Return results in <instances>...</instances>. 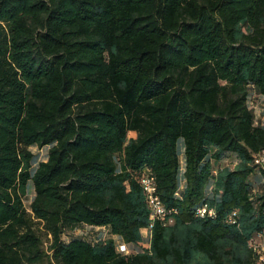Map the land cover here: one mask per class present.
Returning a JSON list of instances; mask_svg holds the SVG:
<instances>
[{
	"label": "trees",
	"instance_id": "trees-1",
	"mask_svg": "<svg viewBox=\"0 0 264 264\" xmlns=\"http://www.w3.org/2000/svg\"><path fill=\"white\" fill-rule=\"evenodd\" d=\"M251 91L264 0H0V264H264ZM145 172L171 224L151 219ZM79 225L108 236L65 241Z\"/></svg>",
	"mask_w": 264,
	"mask_h": 264
},
{
	"label": "rangeland",
	"instance_id": "rangeland-1",
	"mask_svg": "<svg viewBox=\"0 0 264 264\" xmlns=\"http://www.w3.org/2000/svg\"><path fill=\"white\" fill-rule=\"evenodd\" d=\"M247 104L254 112L255 122L264 124V97L258 95L254 91H251L250 96L248 97ZM30 149H31L32 153L35 155L37 161L46 160L47 151L49 149L48 146H45L43 148L31 147ZM182 158H183V154H182V157H180V159H181V161H180V165H181L180 175L183 172V159ZM236 162H237V159L233 155H230L228 158H226L221 163H219L218 166L219 167L233 168ZM249 180L251 183H253L255 191L260 189L259 187L262 184L263 180H262V178L258 172L251 175ZM183 184H184V180L181 177L180 186H182ZM209 187H210V184L207 185V188H206L207 193H210ZM33 196H34L33 185H32V182H30L29 187H28L27 196L24 199V205L27 209L29 208V204L32 201ZM39 235L41 236V238L43 239V242H44L43 248L46 249L49 245V240L46 237L45 231L41 230L39 232ZM142 235L145 239L143 247H147L148 246V243H147L148 234H146L145 230H143ZM107 236H108V232L105 229L93 228V227H90L87 225H79V226L75 227L74 229H66L62 237L65 241L69 240L72 237H78V238H82V239H85V240L90 241V242H95V241H97L99 239H103ZM115 239H116V243H121V240L118 237H115ZM255 243L257 245H259L260 249H261V247L264 249V238L263 237H261V238L258 237L257 239H255ZM136 250H139V249H136ZM130 252H131V250H130Z\"/></svg>",
	"mask_w": 264,
	"mask_h": 264
},
{
	"label": "built area",
	"instance_id": "built-area-1",
	"mask_svg": "<svg viewBox=\"0 0 264 264\" xmlns=\"http://www.w3.org/2000/svg\"><path fill=\"white\" fill-rule=\"evenodd\" d=\"M255 162L264 164V154L256 157ZM140 182L143 187V192L146 195L149 209L151 211V216H150L151 219L153 220L157 219V220H161L165 222V224H171L173 222L172 213H175V211L167 210L164 207L163 203L159 201L157 189L155 188V183L152 180V176L148 172H145L143 173ZM202 213H203V208H200L198 209L197 215H194V216L195 217L202 216ZM213 214H215L214 211H213ZM234 215H235V212L232 213V215L228 218V221L234 222ZM258 237L264 238V232L262 234H259L255 239H257ZM255 249L257 250L259 254V260L264 262V249L262 247L260 249L259 245H257L256 243H255ZM119 250L121 252L127 253L126 247L122 244L119 245Z\"/></svg>",
	"mask_w": 264,
	"mask_h": 264
},
{
	"label": "bare ground",
	"instance_id": "bare-ground-1",
	"mask_svg": "<svg viewBox=\"0 0 264 264\" xmlns=\"http://www.w3.org/2000/svg\"><path fill=\"white\" fill-rule=\"evenodd\" d=\"M152 180H153V182L155 183V181H154V178L152 177ZM156 184V183H155ZM155 188H156V185H155ZM157 189V188H156ZM159 197V196H158ZM159 201H161V199H160V197H159ZM162 202V201H161ZM200 208H203V213H202V216H199V217H204L205 215H209V216H212L213 215V210H209L206 206H202V207H200ZM200 208H198V209H200ZM197 212H198V210H197ZM196 215H197V213H196ZM231 222V221H230Z\"/></svg>",
	"mask_w": 264,
	"mask_h": 264
},
{
	"label": "crops",
	"instance_id": "crops-1",
	"mask_svg": "<svg viewBox=\"0 0 264 264\" xmlns=\"http://www.w3.org/2000/svg\"><path fill=\"white\" fill-rule=\"evenodd\" d=\"M143 230H145L146 234H148L147 229H142V230H141V233H142ZM118 238H119V237H118ZM119 239H120V238H119ZM120 240H121V239H120Z\"/></svg>",
	"mask_w": 264,
	"mask_h": 264
}]
</instances>
